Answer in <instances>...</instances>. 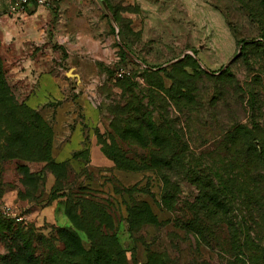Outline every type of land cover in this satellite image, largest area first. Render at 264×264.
<instances>
[{
  "label": "rangeland",
  "instance_id": "1",
  "mask_svg": "<svg viewBox=\"0 0 264 264\" xmlns=\"http://www.w3.org/2000/svg\"><path fill=\"white\" fill-rule=\"evenodd\" d=\"M263 35L264 0H59L23 18L0 8V65L18 102L30 108L26 101L33 84L27 72L58 73L72 94H83L92 105L101 152L103 145L114 146L142 168L120 170L111 162V167L90 169L86 152L78 164H71L72 172L54 170L65 174L68 191L105 206L130 264H240L229 257L226 246L211 249L181 224L191 217L198 190L182 175L156 167L149 156L159 157V147L122 135L119 130L127 126L119 121L134 109L157 125L164 116L188 143L186 166L206 175L231 166L225 171H233L241 181V140L229 144L226 134L253 120L262 130L256 142L264 141V50L249 48L241 55L238 42L263 44ZM179 60L193 93L191 102L181 99L175 106L160 87L171 86L167 76ZM226 68L234 77L230 81L219 77ZM131 82L130 87L121 85ZM249 91L256 97L252 117ZM30 109L50 128L53 141L49 121L40 109ZM47 156L55 161L52 149ZM48 169L46 162L13 159L0 166V209L8 207L23 217L16 223L33 225L44 235L59 226L37 225L35 220L39 195L52 177ZM35 174L46 178L44 185L33 184L30 176ZM163 176L170 180L173 210L161 200ZM78 235L87 248L85 234ZM5 252L0 240V254Z\"/></svg>",
  "mask_w": 264,
  "mask_h": 264
},
{
  "label": "trees",
  "instance_id": "2",
  "mask_svg": "<svg viewBox=\"0 0 264 264\" xmlns=\"http://www.w3.org/2000/svg\"><path fill=\"white\" fill-rule=\"evenodd\" d=\"M261 40L264 41V35ZM238 45H241V55L249 48L264 50V42L262 44L254 40H241ZM172 69L174 73L167 76L172 84L168 89L160 87L161 92L175 106L181 99L191 102L193 90L182 62L179 60L174 63ZM219 77L228 80L234 78L228 68L220 71ZM234 82L240 88L238 81ZM121 85L130 87L132 82ZM128 93L131 95V92ZM246 94L247 107L252 117L256 110V97L253 91ZM136 111H128L132 115L120 119L119 122L127 126L120 129V133L128 134L127 136L141 143L157 145L159 157L151 154L150 161L156 167L182 175L183 179L198 190L194 205L190 207L191 217L183 219L181 224L211 249L226 246L229 257L238 258L240 264H264V141L256 142L262 131L258 124L250 120L248 126H236L226 134L229 144L234 143L238 137L241 140L243 155L238 170L244 175L240 181L233 171H225V168L233 169L231 166L210 170L211 174L207 175L198 171V168L186 166L189 146L172 127L171 121L163 116L157 125L150 116H145V113L136 115ZM51 135L50 128L41 116L18 102L0 65V166L10 159L29 164L49 163L47 173L54 179L49 199H64V214L68 220V224L51 227L50 233L44 235L33 225L16 223L2 218L0 214V240L6 251L0 254V264H130L126 256L127 250L119 248L118 231L114 229L112 217L105 206L93 198L68 191L65 174L60 176L54 173L57 169H61L62 173L68 170L72 172V169L70 161L57 163L47 156L52 149ZM261 138L264 140L263 135ZM86 152L75 153L73 160L80 159ZM102 153L117 169H142L134 167L133 161L126 158V153L114 146L103 145ZM25 171L28 172L27 169ZM37 173L40 175L43 172ZM38 174H35L36 178L30 176V180L33 184L36 182L44 185L46 178L42 179ZM163 179L165 189L161 200L166 208L173 210L170 180L165 176ZM1 186L0 182V197L3 192ZM128 212L130 218L133 213L131 209ZM128 220L127 218V225ZM78 232L85 234L89 242L87 248Z\"/></svg>",
  "mask_w": 264,
  "mask_h": 264
},
{
  "label": "crops",
  "instance_id": "3",
  "mask_svg": "<svg viewBox=\"0 0 264 264\" xmlns=\"http://www.w3.org/2000/svg\"><path fill=\"white\" fill-rule=\"evenodd\" d=\"M29 5L25 13L10 15L13 17H26L29 11L37 8ZM0 8L7 13L5 0ZM9 16V15H8ZM33 84V92L26 103L30 108L40 109L43 116L49 121L53 131L52 155L57 163L70 161V164H78L79 160H73V155L81 151L88 152L87 167L99 169L111 167V161L101 152L94 135L95 111L83 95H74L68 90L70 84L58 73L25 75ZM72 166V165H71ZM50 183L39 195L38 212L35 214L37 225L43 223L64 226L68 220L64 214L63 199H49L50 189L54 179L49 178Z\"/></svg>",
  "mask_w": 264,
  "mask_h": 264
},
{
  "label": "built area",
  "instance_id": "4",
  "mask_svg": "<svg viewBox=\"0 0 264 264\" xmlns=\"http://www.w3.org/2000/svg\"><path fill=\"white\" fill-rule=\"evenodd\" d=\"M59 0H5L7 6L8 15H20L25 13L29 5H34L41 8H50ZM1 214L6 217L13 219L16 222H22L23 217L16 214L14 211L8 207H3L0 209Z\"/></svg>",
  "mask_w": 264,
  "mask_h": 264
},
{
  "label": "water",
  "instance_id": "5",
  "mask_svg": "<svg viewBox=\"0 0 264 264\" xmlns=\"http://www.w3.org/2000/svg\"><path fill=\"white\" fill-rule=\"evenodd\" d=\"M236 56H237V55H236ZM234 58H235V57H234ZM234 58H233V59H234ZM233 59H232V60H233ZM232 60H231L230 62H232Z\"/></svg>",
  "mask_w": 264,
  "mask_h": 264
}]
</instances>
